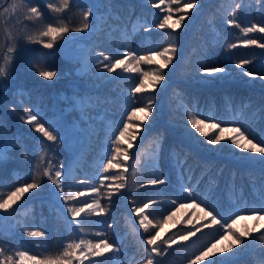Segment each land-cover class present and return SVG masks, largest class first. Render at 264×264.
<instances>
[{"label": "trees", "instance_id": "trees-1", "mask_svg": "<svg viewBox=\"0 0 264 264\" xmlns=\"http://www.w3.org/2000/svg\"><path fill=\"white\" fill-rule=\"evenodd\" d=\"M202 1L197 0V3L201 4ZM2 2L0 0V4ZM15 2L23 3V0ZM108 2L79 0V5L71 6L61 18L71 21L73 25L78 24L82 7ZM184 2L186 0H181V4ZM13 3L14 0H8L0 7V13ZM206 3L204 14L195 20L196 24L187 32L189 41L179 75L197 77L203 66H226L239 76L240 69L235 68V62L249 60L251 63L245 68L253 71L256 78L251 88L242 84L241 80L247 78L243 75L235 78L237 84L223 83L217 87H198L195 83L189 86L176 82L168 92L169 116H177L186 122L189 111L201 119L211 116L216 121L236 117L237 123L252 128L258 137L264 135V82L259 79L260 75H264V49L242 43L248 39L264 43V33L257 31L245 35L241 31L252 24L264 27V0H213ZM110 5L94 10V17L90 18V33H71L74 40L68 46L60 41L59 44L64 47L52 50L27 43L22 38L26 32H35L47 23L56 22V14L47 8L46 0H31V6H38L43 13L42 23L24 19L26 8L19 13L10 11L0 16V64L3 63L7 47L13 43L16 45L10 78L0 89V141L8 149L4 161L0 162V196L6 198L7 193L16 187L32 182L33 176H37L41 184L39 189L25 194L8 212L0 210V249L4 250V256H0V259L8 255L15 258L18 250L54 256L62 252L69 241L77 240L80 236L94 239V233L102 231L118 250L93 259L102 261V264H145L148 254L144 251L140 233L120 206L121 189L109 199L110 190L101 188V204L107 211L101 216H82L85 235L69 224L66 208L55 195V185L43 176L49 159L54 169L63 167L66 192L88 191L87 186L79 183L80 180L86 179L90 184L99 186L98 177L119 175L121 168L103 172V165L111 156L114 136L118 134L116 129L122 126V121H127V114L133 107H143L149 99L154 101L155 107L158 102L155 94L145 91L133 96L130 89L139 83L140 78L136 79L135 73L122 75L120 69L114 72L111 81L98 87L97 83L101 84L102 78L109 73L95 75L96 65L93 62L89 66V61L99 52L116 59L128 50L147 55L152 48L162 50L169 43H176L171 31L154 27L166 14L161 11L164 5L157 9L146 0H110ZM171 6L174 9L178 7L176 4ZM233 11L236 12L235 17L230 15ZM191 13L190 10L189 15ZM177 15L174 13L173 18ZM232 19L240 27L230 25ZM144 27H150L151 31L145 32ZM233 43L237 47L229 49L228 45ZM29 65L36 67L30 68ZM40 66L56 69L58 78L47 81L39 77ZM153 66L158 67L144 63L139 67L143 73L149 72L147 69ZM25 108L38 112L46 127L53 120L59 121L58 135L64 137L63 141L53 144L35 132L22 119L26 118ZM149 118H155V111ZM132 123L140 122L133 120ZM144 124L145 121L141 127ZM201 148L205 152L203 155L207 156H201L202 153L199 154L186 140L171 134L163 122L154 125L136 150L132 180L139 189L131 198L132 207H142L149 201H156L149 204L145 214L151 220H157L155 213L163 212L166 208L176 211L177 205L192 203L190 199H185V187L192 191L201 207L213 211L218 219L229 222L230 218H234V213L250 216L247 209L264 207V168L254 169L246 164L240 168L214 158L210 151L206 152L208 149ZM227 150L231 151L230 148ZM122 156L113 163L122 161ZM174 159L183 161V166L177 168ZM157 177L165 179L167 183L141 187ZM108 183L117 182H105ZM172 200H176L175 206L170 204ZM208 220L210 218L189 224L180 231L194 230L193 225L198 228L208 224ZM135 222L138 223L137 218ZM107 224L113 227L109 229ZM33 228L43 231L45 236L27 237L25 230ZM219 231V226L213 224L202 229L178 247L168 249L167 255L158 257L159 264H188L189 258H194L205 246L215 243ZM214 257L206 258L201 264H208V260H214ZM227 260L220 264H264V259L254 255L249 257L248 262L238 256Z\"/></svg>", "mask_w": 264, "mask_h": 264}, {"label": "snow or ice", "instance_id": "snow-or-ice-1", "mask_svg": "<svg viewBox=\"0 0 264 264\" xmlns=\"http://www.w3.org/2000/svg\"><path fill=\"white\" fill-rule=\"evenodd\" d=\"M172 4H176L178 7L174 9L171 6ZM73 5L78 6L79 0H46L47 8L53 14H56V22L47 23L35 32H26L23 34L22 38L27 43L39 44L42 48L48 50L68 46L70 42L74 40V37L70 35L71 33H90L92 31V22L90 18L94 17V10L111 6L110 0L108 3L100 5H86L81 8L80 22L73 25L71 21H65V19L61 18V15ZM161 5H164L162 9ZM152 7L161 9V11L166 13L163 18L154 25L156 29L176 30L184 25V21L188 17L190 10L197 8V0H186L183 4H181V0H159V2L153 0ZM237 7H239V5H237ZM25 8L26 14L24 15V19L42 23L43 13L38 6H31V0H23V3H16L14 0V3L10 7L3 9V13H0V16L10 11L19 13L20 10ZM174 13L178 14L175 19L173 18ZM230 15L235 17L236 12L233 11ZM229 24L240 27L235 19L230 20ZM143 30L145 32H150L151 28L144 27ZM241 31L245 35L257 31L264 33V27L252 24L250 27L242 28ZM60 41L65 42L64 46L59 44ZM242 43L244 46L255 45L264 49V43H258L255 39L244 40ZM236 47L237 44L235 43L228 45L229 49H235ZM15 52L16 45L14 43L7 47L6 54L3 57V63L0 64V89H3L5 86L6 79L10 78V68L15 59ZM176 52L177 47L175 42L169 43L168 46L164 47L162 50L152 48L147 55H138L137 51L128 50L123 53V58L114 59L111 56L105 55L103 52H99L91 57L89 66L94 62L97 68L95 75L102 76L104 72L111 74L116 72L117 69H120L124 73H136L140 71L139 66L141 63L158 65L152 73H141L139 83L131 89L132 95L135 96L136 93H141L149 87L155 89L158 86H164L163 82H166L167 75L164 70L168 69L169 66L173 64ZM249 63H251L249 60H240L235 62V68L240 69V75L255 79L256 75L253 71L246 70L245 68ZM29 67L36 66L29 65ZM37 74L47 81L58 78V71L56 69L49 70L43 66L38 67ZM200 75L203 78L209 79H227L232 77L234 73L226 66H203ZM259 79L264 82V75H260ZM81 103H83V101H81ZM153 111L154 101L149 99L145 106L133 107L132 111L127 114V121H122V126L116 129L118 134H115L112 142L111 156L108 158L107 163L103 165L104 173H108L110 169H118L121 168L122 165H126L130 156L129 149L133 147V142L137 140L140 131L143 130L141 125L144 121L149 120ZM24 112L26 113V118L22 117L24 122L32 126L33 130L40 133L47 141L53 144L63 141L64 137L58 135L60 132L59 121L53 120L49 126L46 127L45 123L41 122L38 112H35L32 108H25ZM187 116L188 119L185 127L189 135L195 137L197 141H199V137L196 134L205 137V143L213 147L218 144L223 147L224 145L222 142L227 141V146L239 159L264 166V135L258 137L252 128L246 126L244 123H237L236 117H232L227 121H216L211 116L201 119L191 111L187 113ZM133 120L139 121L140 123L133 124ZM189 125L190 127H188ZM134 128L136 129L135 131L133 130ZM192 130L195 131L193 132ZM226 133L229 135H225ZM7 151L6 145L0 141V162L4 161ZM121 155H123L124 160L113 163V161ZM41 163H43V159H41ZM47 163L48 167L44 169L43 176L47 177L52 185H55V195L58 200L62 201V206L66 208V215L70 217L69 224L74 230H78L79 233H84L85 235H87V233H85V229L82 227V216H101L107 211L101 204V188L107 187L110 190V199L112 194L118 192L120 189L128 187L127 174L129 168L124 166L119 175H104L98 177L99 186L90 184L86 179L80 180L79 183L87 186L88 191L66 192V184L63 179L65 174L63 167L54 169L51 159H49ZM174 164L177 168H181L183 166V161L174 159ZM106 181L117 183L105 184ZM166 183L167 181L165 179L157 177L147 181L146 184H142L141 187H155ZM40 187L39 178L33 176L32 182L16 187L13 191L7 193L6 198L0 196V210L8 212V210L20 201L25 194L32 190L39 189ZM183 191L186 193L185 199H190L192 203L191 205L181 203L180 208L191 206L192 208L198 209L199 212L203 214V219L210 218L211 224L218 225L221 229V231L218 232L219 238L215 243H211L210 246H205L194 258H189L188 264H201L206 258L216 255L217 252L221 251L216 248V244L219 243L220 240H227L231 237L229 248L223 250L228 251L237 246L245 245L246 238L255 239L252 235L258 231L255 227L244 231L237 230L235 227L240 220L247 218L246 215H242L239 212L234 213V218H230V222L227 219H218L217 215L213 214V211L206 210V208L201 207L200 204L196 202L189 188L185 187ZM154 203H156V201H149V203H145L142 207H134L132 209V212L137 218L139 228L143 229L144 233H147V237L143 241L144 251L148 254L145 264H159V261L155 259L156 257L167 255L168 249L171 248L173 244L177 243L178 240L186 241L189 237L195 236L196 232L201 230L193 225L194 230L189 229L187 231L174 233L168 239L162 238L159 233V228L167 221L172 220L177 212L172 211L164 217V219L154 223L153 220L149 219V216L145 214V209L149 207V204ZM170 204L175 206L176 200L170 201ZM177 211H179V208ZM246 211L257 221L264 220V207L247 209ZM185 223L192 224V220H187ZM197 223H199V220H197ZM209 226L208 224L202 225L204 228ZM107 227L111 229L113 226L112 224H107ZM25 233L27 237L31 238H42L45 236L43 231L35 228L31 230L26 229ZM94 237V239H85L84 236H80L77 240H71L64 245L62 252L54 256L34 255L30 254L28 250H18L15 252V258L12 255H8L4 259H0V264H86V262L87 264H102V261L93 258L103 257L106 253H113L118 249H116L113 243L109 242L104 232L96 231ZM260 240L264 241V231L260 232ZM0 256H4L3 249H0ZM208 264H220V262L209 259Z\"/></svg>", "mask_w": 264, "mask_h": 264}, {"label": "rangeland", "instance_id": "rangeland-1", "mask_svg": "<svg viewBox=\"0 0 264 264\" xmlns=\"http://www.w3.org/2000/svg\"><path fill=\"white\" fill-rule=\"evenodd\" d=\"M8 1V0H7ZM6 1V2H7ZM147 2L152 3L153 0H146ZM206 1H210L212 2L213 0H203L201 4L197 3V8L191 9V11L193 13H191V15H188V17L185 19L184 21V25L176 30H171V29H167V31H171L173 33V36L176 37V47H177V52L174 56L173 59V64L169 66L168 69H165V73L166 75V82H163V87L158 86L155 89H152L151 87H149L148 89L145 90L146 93H150V94H155L159 99L158 102L155 104L156 107L154 106V111H155V118H152L148 121H145L144 126H142V131H140L139 136L137 137V140L133 142V147L131 149H129V159L126 162V165H122L121 166V171L123 170L124 166H127L129 168V172H128V187H126L125 189H121L120 190V206L123 210H125L126 216L129 220V222L134 223L136 225L137 231L138 233H140V240L143 243V241L146 239V233L143 232V230H141L139 228V225L137 222H135V214L132 212V205H131V198L133 197V193L139 189L137 187L136 184H133V172L135 170V165L134 164V158L137 154L136 150L139 149L142 140L147 137V135L149 134L151 128L158 124L163 122L165 128H167L171 134H175L179 139L182 140H186L187 143H189L191 145V147L193 149L196 150V148H198L197 150L199 151V154L201 156L203 155L204 150H202L204 147L206 149H208L206 152L212 155H214V158L216 159H223L225 160L228 164H235L238 167H242L244 164L252 167V168H257L260 170H263V166L253 163V162H249L246 160H241L239 159L236 155H234L231 151H228L227 149L229 148L227 146V141H223L222 144L224 145L222 147V145L218 144L217 146L213 147L211 146L210 148L208 146L205 145V137H200L199 134H196L199 137V141L196 140L195 137L189 135L185 125H186V121H184L183 119L177 117H170L169 116V108L167 105V101L169 98V89L170 87L174 84V83H180V84H186V85H191L194 86V83L198 85V87H205V86H209V87H217L220 84L223 83H232V84H237L235 78L240 77L236 76L235 74L227 79L221 78V79H209V78H203L201 77V75L199 74L197 77L192 76L191 74L186 76V75H179L180 72V67L183 64V55L185 53L186 50V46L188 44V34L187 32L190 31L191 27L194 26L195 20H197L198 18H200L204 12L205 9L207 7V3ZM4 2V0H3ZM3 2L1 4H3ZM155 2H158L157 0H155ZM0 4V5H1ZM6 4V3H5ZM4 4V5H5ZM205 8V9H204ZM121 54V53H120ZM119 55V54H118ZM121 58H123V55L121 56ZM158 66V65H157ZM156 69L155 66H153V68H148L147 71H149L150 73H152L154 70ZM119 72V71H118ZM122 75H126L128 73H124L120 70ZM119 72V73H120ZM141 73L142 71L140 70L139 72H136V79L137 78H141ZM112 77L114 78V73L108 74L105 78H102V83L99 84L100 82L97 83L98 87H102V84L107 83L109 81L112 80ZM242 84L249 86L250 88L253 87L254 84V79L247 77L244 78V80ZM79 84V81L77 82ZM260 89H263L262 87H260ZM131 91V89H130ZM261 117H262V113H261ZM261 117L260 120H261ZM259 120V121H260ZM190 127V125L188 126ZM193 132L195 130H192ZM140 144V145H139ZM213 151V152H212ZM238 151V150H237ZM246 155V154H245ZM203 156H207V155H203ZM122 161L124 160V157L122 156ZM191 205V204H189ZM176 209V216L172 219L167 221L166 223L163 224V226L161 228H159V233L160 236L164 239H168L169 237H171L174 233H178L181 232L180 230L184 227H188L189 224L185 223V221L187 220H192V224L197 223V220H199V222L201 220H204L202 218L203 214L199 212L198 209L192 208L191 206L187 207V208H180V205H177L175 207ZM179 208V211H177V209ZM167 210L160 212V213H155V217H157V220L153 219V222L155 223L156 221L162 220L164 219V217H166L170 212H172L173 210L166 208ZM150 219V218H149ZM209 223L208 225H210L209 227H211V221L208 220ZM138 226V227H137ZM236 229L237 230H247L250 228L255 227L258 231L256 233H253V237L255 239H250V238H246V243L245 245H241V246H237L236 248H232L229 249L228 251H223L224 249H228L229 248V244L231 242V237H229V239L227 240H220L219 243L216 244V248L221 250L220 252H217V254L214 257V260L220 262V263H224L227 262L229 258H233L238 256L239 259H242L245 262H248V259L251 255H254L256 257L262 258L264 259V241L260 240V232L264 231V220H260L257 221L253 216H247L246 219L240 220L237 224H236ZM200 228L202 231V229H204V227L200 226L198 227ZM199 231V232H200ZM199 232H196V234H198ZM184 240H178L177 243L173 244L171 248H176L179 245L182 244ZM158 257H156L155 259L158 261L157 259ZM226 260V261H225Z\"/></svg>", "mask_w": 264, "mask_h": 264}, {"label": "water", "instance_id": "water-1", "mask_svg": "<svg viewBox=\"0 0 264 264\" xmlns=\"http://www.w3.org/2000/svg\"><path fill=\"white\" fill-rule=\"evenodd\" d=\"M7 0H4L3 4L0 5V7L4 6Z\"/></svg>", "mask_w": 264, "mask_h": 264}]
</instances>
